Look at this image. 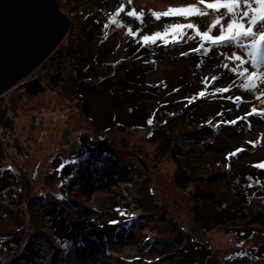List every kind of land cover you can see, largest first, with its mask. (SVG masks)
Wrapping results in <instances>:
<instances>
[{
	"label": "rangeland",
	"instance_id": "rangeland-1",
	"mask_svg": "<svg viewBox=\"0 0 264 264\" xmlns=\"http://www.w3.org/2000/svg\"><path fill=\"white\" fill-rule=\"evenodd\" d=\"M57 2L69 17L70 28L54 57L45 61L32 77H39L41 72L53 75L61 65L62 80L51 83L35 96L22 89L9 90L0 98V120H4L0 123L1 171L8 172V169L21 177L19 194L13 195L14 199L3 196L0 200V264H264L262 252L255 254L253 251V247L264 240V218L260 224H255L254 233L246 236L244 231H238L246 224L237 220L205 229L195 223L190 214L191 200L197 198L195 185L173 182L178 166L175 153L182 154L181 159L197 183L211 188H224L225 180H229L227 175L234 169L264 160V140L261 139L264 117L261 116L253 115L240 126L224 125L223 129L228 131L209 132L208 142L197 139L196 143L191 138L193 134L210 129L209 120H231L230 116L243 115L252 107L264 109V99H259L264 95V79L256 78L254 85L250 84L232 72V64L237 65V62L228 59L232 53L243 55L249 61L245 66L250 71L264 72V43L257 53L258 65L263 60V69L258 65L252 67L247 49L233 41L214 47L206 43L204 50L188 57L182 55L189 53L190 47H198V37L192 29L185 30L181 43L164 46L158 41L155 45H143V35L164 31L166 25L172 23H193L200 31H206L214 19L211 10H206L208 15L203 17L171 16L157 20L152 16L153 11L164 12L170 7H186L193 3L203 7L198 0ZM120 6H124L125 11L117 19L124 26L109 24L105 29L109 16ZM133 8L137 13L143 12V17H128L127 12ZM128 27L137 31L138 36H129ZM256 30L262 29L258 25ZM211 34H218V28ZM80 51L79 68L72 56ZM225 63H229L226 69L230 73L211 71L209 81L217 79L215 86H231L227 93L233 100H228L226 93H215V96L188 104L186 98L201 91L207 81L204 78V83L195 82L191 77L202 79L206 69L207 72L220 69ZM138 68L143 70L141 76L126 87ZM105 81L116 86L115 92L109 91L108 84L102 87ZM87 92L95 96L98 107L109 105L126 126L116 120L115 125L105 131L101 126L103 119L95 118L93 123L82 110ZM236 94L245 97L239 105L234 102ZM128 105H131L129 110ZM89 109L96 113L97 107ZM143 112L153 119L152 125L147 122L146 125L129 124L131 118ZM21 114L26 120L19 124L17 119ZM120 126L123 128L119 129ZM47 133L56 136L57 148L53 152L55 146L41 145ZM98 140L102 144L108 142L106 145L113 150L114 158L96 152L98 148L101 151L105 148ZM249 140L259 141L257 147L248 144ZM237 147L247 151L228 160L227 153ZM43 149H50L51 153L37 155ZM8 158H11L10 164L6 161ZM126 162L135 171L129 170ZM168 162L173 164L171 170L167 169ZM80 164H88L84 171L85 182L72 177L64 191L55 168L63 166L74 170ZM178 179L184 178L178 176ZM69 193L72 194L68 197L71 204L83 211L76 213L72 207L67 213L69 226L65 232L58 224H52L51 218L42 211L46 204L60 201V197ZM224 198L230 201V194L225 193ZM132 212L135 216L121 215ZM207 213L203 218L213 219L211 212ZM112 220L118 223H111ZM172 224L181 229L185 227L186 233L179 235V229L177 231ZM222 235L231 237L226 244L218 243ZM88 236L93 241L86 239ZM13 237L24 241L20 245L17 243L18 246ZM187 240L203 243L201 253L198 242L182 256L181 250ZM28 245L38 252L28 254L25 249ZM243 256L246 260H237Z\"/></svg>",
	"mask_w": 264,
	"mask_h": 264
},
{
	"label": "trees",
	"instance_id": "trees-1",
	"mask_svg": "<svg viewBox=\"0 0 264 264\" xmlns=\"http://www.w3.org/2000/svg\"><path fill=\"white\" fill-rule=\"evenodd\" d=\"M132 27H134V26H132ZM135 30H136V28H135ZM137 30L140 31L139 29H137ZM83 50H84V46H83ZM69 51H70V49H69ZM81 52L82 51H80L77 54H74V56H72V59L75 61L76 66L79 68L81 67V63L78 62L77 56H81V54H82ZM190 53H195V52H192V50H190L189 54ZM53 54L51 56L52 58L54 57ZM189 54L184 55V56L188 57ZM191 59H193V61H194V57H192ZM62 68H63V66H62ZM147 68H150V65H147ZM218 70H219L218 68L211 69L209 72H207V70H205L202 79L195 80L193 77H191V81H195V82L197 81V82L204 83L206 81L205 79H207V81L203 84L202 90H205L208 93V87L211 86V83L209 82L210 72L211 71H214V72L217 71L218 72ZM142 71L143 70L141 68H138L137 71H134V73H135V74H133L134 78L132 77L130 80L128 79V82H126V85H127L126 87L129 88V86H128L129 84L133 85L136 82V78L139 79V77L141 76L140 73ZM56 72H54V73H56ZM194 72L196 73V72H198V70L196 69ZM107 84H108V86H107ZM105 86H107L109 91L112 90L113 92H115L114 90L116 89V86L113 87L112 85H110V83H107L106 81L103 83L102 87L104 88ZM214 92H215V89H214ZM88 93L89 92H87V94ZM135 93H136V95H138L139 89L136 90ZM129 95H131V94L129 93ZM96 100L97 99L95 98V96L94 97L92 95L89 96V94H88L86 96V98H84V101H83V103L85 104V106H84L85 109L82 106V110L84 111L85 114H87L88 117L91 118L93 123L96 122L95 118L96 119H103L101 126H103V129L105 131H107V129H109L111 125H115L114 122L116 120H118L117 122L120 121L119 116L109 105H107L106 107H98ZM126 103H125V105H126ZM131 105H128V107H129L128 110L130 109ZM92 107H97V109H95V111H94L96 113H91V109H89V108H92ZM86 108H87V110H86ZM1 114H2V112H0V115ZM148 115L149 114L143 112L142 114L134 116L133 118H131L129 124L134 125V123H136V124L146 125L147 119L149 118V117H147ZM233 116L234 115H232L230 117H232V119H235L236 117H233ZM209 117L212 118V116H209ZM202 120H204V118H202ZM221 120H223V119L216 118V120L215 119L212 120L213 123L211 125H209L210 129L203 130L198 134H193L191 138L194 139L196 143H198V140H203V139H206L208 142L209 138H207V135L209 134V132H213L216 134L220 131H228L227 129L223 130V126L228 125V124L227 123L221 124L220 123ZM3 121H4L3 119L0 120V123H3ZM117 122H116V124H118ZM120 122L126 126L125 122H123L122 120ZM242 123L243 122L238 121V123L236 125H233V126H237V125L240 126ZM216 128L220 129V130H214ZM107 140H109V139H107ZM90 143H91V141H90ZM98 144L101 145L102 143H100L98 140ZM106 144L105 143L102 144V145H105V148L103 149V151H101L100 148H98L96 150V152L98 151V154L99 153L102 154V152H103V153H106L107 155L109 154L108 158H110V157L114 158L113 150L109 146H107ZM203 144H205V146L209 145L205 142H203ZM2 154H3V148L1 147V144H0V159L2 157ZM123 156H125L124 153H123ZM175 156H177V157H175V159L178 162V166H177V170H176V176H175L176 178H175V181H173V182H175V183L180 182V184H185V186H189L191 184L195 185V191L194 192L197 195V198L196 199L192 198V200H191L192 201V204H191L192 207H191V213H190L191 217L195 221V223H200L206 229V228L212 227V225H213V227H216L217 225H220V224L223 225V224L227 223L229 220H233V221L237 220V221H242L243 223L246 224V226L243 229L238 230L240 232L244 231L245 232L244 236H246L249 232L254 233L253 227H255V224H260V220L262 218H264V168H257L254 166L255 165V163H254V164H249L246 167L238 168L237 170L234 169L231 172V175L230 174L227 175V177H229V180H225L224 188H216L215 186H213V188H211L208 186L201 185L200 183H197V180L194 179L195 178L194 174H192L190 172L191 170L188 168V166H186V164L184 163V160L181 159V157H183L181 153H175ZM123 159H124V157L121 160H123ZM81 160H83V159H81ZM6 161H8L9 164L12 162L11 158H8V160H6ZM117 162H119V161H117ZM261 162H264V160L258 161V163H261ZM127 165L129 166V168H128L129 170H131L132 172L135 171L134 168H132L131 165L126 162V166ZM80 166H81V169H80ZM87 166H88V164H86V165L80 164L78 166V169H74V170H72L71 168L69 169V168L63 167V166H58V168H55V172H57L59 175L58 179L62 185V189L64 191L67 190L66 186L71 183L69 181H70V178L72 179V177H74V180H75V177L76 178L79 177L80 180H84L86 178L84 171H86ZM231 167H233L232 164L230 165V168ZM6 170L9 173L6 171L2 173L1 167H0V200L2 199L3 196H8L7 197L8 199H10V198L14 199L13 195L17 196L19 194V190L21 188V177H17L12 171H10L8 169H6ZM187 171H189L190 173H187ZM226 173H227V171L225 172V175H226ZM94 175H95V173H94ZM178 176L180 178L182 177L184 179H178ZM33 178H36L35 175L33 176ZM84 182H85V180H84ZM220 189H221V191H220ZM225 193L230 194V197H231L230 201H227L224 198ZM71 196H72V194L69 193L65 197H60L61 198L60 201H58V199H57L56 202L54 201L53 203L46 204L45 208H43V211H42L44 213V215L51 218L52 224H58L57 226L61 230H63V228H64L63 231H65V232L68 231L67 228L69 226L67 223V220H66L67 219V213L70 210H72V207H75L74 212H76V213L82 214V211H83V209H80V208L76 209V207H77L76 204H74V205L71 204V200L68 199V197H71ZM215 206H217V207H215ZM214 209H217V210L215 211ZM209 211L211 212V214H212L211 216L213 217V219H215L216 221L213 219L203 218V215L208 214L207 212H209ZM126 224H129V223H126ZM172 225L175 226V229L177 231L179 229V235L186 233L185 227L183 229H181L176 224H172ZM234 225H236V224H234ZM18 227L22 228L23 225H19ZM211 229H209V230H211ZM95 234L97 235L99 233H95ZM83 237L85 238V235H83ZM242 238L245 239L244 237H242ZM86 239L93 241V239L90 236L86 237ZM23 241H24V239L22 240V238L16 239L13 237V242L16 245H18V244L20 245V243H23ZM176 241L179 242V240H177V239H176ZM198 242L199 241H196V240H192V241L187 240V244L181 250L182 256H184L189 251L190 246H193ZM198 244L200 245L198 247L199 253H201V250L204 247V244L201 242H199ZM178 246L180 247V243H178ZM30 248H33V247L28 245L25 248V249H27L28 254H33V253L36 254L38 252V250H35L34 248L29 250ZM96 248H98V247L96 246ZM253 251L255 254L262 252L261 256H264V240L262 241L261 245L255 247V248L253 247ZM200 256L203 257L204 254H200ZM186 258L187 257H185L184 259H186ZM232 259H233V256L230 258V260H232ZM241 259H243V261H244V260H246V257L245 256L239 257V259H237V260L240 261Z\"/></svg>",
	"mask_w": 264,
	"mask_h": 264
},
{
	"label": "snow or ice",
	"instance_id": "snow-or-ice-1",
	"mask_svg": "<svg viewBox=\"0 0 264 264\" xmlns=\"http://www.w3.org/2000/svg\"><path fill=\"white\" fill-rule=\"evenodd\" d=\"M198 4L203 7H198L197 4H189L186 7H170L164 12H152V16L159 20L161 17L179 16L189 18L192 16L203 17L208 15L206 10H211L214 15V19L211 21V26L206 31H200L198 26L193 23H172L166 25L164 31H156L150 35H143L141 37L143 45L148 46L149 44L155 45L158 41L162 42L164 46L170 45V43H181L185 35V30H195L196 37L199 38V47L193 48L192 52H199L205 49L206 42L209 45H222L227 41L236 42L239 47L247 49V56L251 60V66L256 67L258 65L257 53L259 46L264 43V0H198ZM125 11L124 6H120L116 9L115 13L110 15L108 23L104 25L105 29L108 28L109 24H116L120 27L124 25L117 17ZM143 12L137 13L136 9L133 8L127 12L128 17H139L142 18ZM260 26L262 30H256L257 26ZM218 28V34L212 35L214 29ZM129 36H138V32L132 27H128ZM189 53H182V55H188ZM223 55V53H221ZM229 60H235L237 67L232 69V72L240 77L245 78L250 84L255 83L256 78L264 79V72L258 74L257 71H250L249 67L245 66L249 63L243 55L232 53ZM227 68V63L224 64ZM213 79H216L215 77ZM247 86V85H245ZM231 90V86L219 87L215 89L216 93H227ZM179 91V89H174ZM210 93L205 90L199 91L197 94L191 95L186 98L188 104L196 102L200 98H206ZM228 100H233L231 95L226 97ZM264 99V95L259 97ZM242 98L240 96L235 97V103L239 105ZM218 115H222L218 113ZM257 115L264 117V111H257L256 107H252L250 111L243 115L237 116L231 120H221L220 123L236 125L238 121H248L249 117ZM154 123L153 119L147 120L148 125ZM167 123V121H165ZM209 125L213 123L212 120L207 121ZM251 128V123L248 124ZM261 139L264 140V133L261 134ZM248 144L252 145L253 148L257 147L259 141H247ZM247 149L244 147H237L235 150L227 153V159L231 160L234 157H238L241 153L246 152ZM257 168H264V162L257 163L254 165ZM230 167V165H229ZM122 216H135V212L132 213H121ZM111 223H118L116 220H112Z\"/></svg>",
	"mask_w": 264,
	"mask_h": 264
},
{
	"label": "water",
	"instance_id": "water-1",
	"mask_svg": "<svg viewBox=\"0 0 264 264\" xmlns=\"http://www.w3.org/2000/svg\"><path fill=\"white\" fill-rule=\"evenodd\" d=\"M69 28L70 19L57 0H0V97L13 88H24L30 96L43 92L41 78L23 81L54 52Z\"/></svg>",
	"mask_w": 264,
	"mask_h": 264
},
{
	"label": "clouds",
	"instance_id": "clouds-1",
	"mask_svg": "<svg viewBox=\"0 0 264 264\" xmlns=\"http://www.w3.org/2000/svg\"><path fill=\"white\" fill-rule=\"evenodd\" d=\"M60 10H61V9H60ZM61 11H62V10H61ZM62 12H63V11H62ZM65 14H66V13H65ZM67 33H68V32H67ZM66 35H67V34H66ZM66 35H65V36H66ZM64 38H65V37H64ZM197 40L199 41V38H198ZM62 41H63V40H62ZM62 41H61V42H62ZM198 41H195V42H198ZM206 43H207V42H206ZM60 44H61V43H60ZM60 44H59V46H60ZM236 44H237V43H236ZM237 45H238V44H237ZM59 46H58V47H59ZM197 46L199 47V42H198V45H197ZM210 46H211V47H214V45H210ZM58 47H57V48H58ZM57 48L54 50V52H52V54L55 53V51L57 50ZM189 49L192 50L191 47H190ZM195 53H196V52H195ZM262 53H263V52H262ZM52 54H51V55H50L45 61H47V60L52 56ZM190 54H194V53H190ZM261 57H262V54L260 55L259 58H261ZM45 61H44V62H45ZM44 62H43V63H44ZM262 62H263V60H261V62H260V64H259L258 66L261 67V68L263 69ZM43 63L41 64L42 66H43L46 62H45L44 64H43ZM229 63H231V61H230ZM229 63H227V64H229ZM41 65H40V66H41ZM40 66H39L36 70H38V69L40 68ZM232 66H233V67H237L236 64H232ZM61 68H62L61 65L58 66V71H57L56 73H53L52 76H50V78H49V82L54 83V80H53L54 77H60L61 80H62V78H63V71L61 70ZM36 70H34L33 73H32L30 76H28V77L26 78V80H24L23 82H26V81H29V80H33V79H36V78H40V76L46 74V73L43 74V73L41 72V75H40L39 77H32V76L34 75V72H35ZM206 70H207V69H206ZM226 71H228V72H226ZM218 72L225 73V74H227V75L230 73V71H229L228 69L224 68V67H223V68H220V69L218 70ZM50 79H51V80H50ZM58 81H59V80H58ZM58 81H57V82H58ZM216 81H217V79H216L214 82L209 81V82L211 83V86L208 87V93H210L211 95H208V96H215V93H216V92H214V89L221 87V86H215ZM41 83H42L43 87L45 88V89H44V91H45L47 87L43 84L42 78H41ZM51 83H50V84H51ZM22 89H24V88H21V89H15V88H13V89H11V91H12V90H22ZM24 90H25V89H24ZM44 91H43V92H44ZM25 92H26V90H25ZM26 93H27V92H26ZM41 93H42V92H41ZM27 94H28V93H27ZM229 95H231V94H229V93H226V94H225L226 97L229 96ZM2 96H3V95H2ZM2 96H1L0 98H2ZM33 96H35V95H33ZM236 96H240V97L242 98V100L245 99V97H243V94H241V95L236 94L235 97H236ZM234 99H235V98H234ZM234 102H235V100H234ZM259 110H260V109H257V111H259ZM260 111H264V109H261ZM239 116H240V115H239ZM225 126H228V125H225ZM223 130H226V129H223ZM233 130H235V129L233 128Z\"/></svg>",
	"mask_w": 264,
	"mask_h": 264
},
{
	"label": "bare ground",
	"instance_id": "bare-ground-1",
	"mask_svg": "<svg viewBox=\"0 0 264 264\" xmlns=\"http://www.w3.org/2000/svg\"><path fill=\"white\" fill-rule=\"evenodd\" d=\"M25 115H23V114H21V117L19 116L18 118L19 119H17V122L19 123V124H22L25 120H26V116L24 117ZM55 116V115H54ZM53 118V117H52ZM56 139V136L53 134V133H51V134H46L45 136H44V138H43V140L41 141V145H43V146H48V147H53V146H55L56 144L54 143V142H56L57 140H55ZM40 145V144H39ZM57 148V146H55V147H53V149H52V151L51 152H53L55 149ZM51 149V148H50ZM50 149L49 150H46V149H43L42 151H40L39 153H37V155H42V154H45L46 152H47V155L48 154H50L51 152H50ZM172 163H170V162H168L167 163V169H169V170H171V168H172ZM43 168V167H42ZM45 168L46 167H44V170H45ZM228 236V237H227ZM222 235V237H224V238H220L219 240L220 241H218V243H222V244H226V240L228 239V238H231L230 237V235Z\"/></svg>",
	"mask_w": 264,
	"mask_h": 264
},
{
	"label": "flooded vegetation",
	"instance_id": "flooded-vegetation-1",
	"mask_svg": "<svg viewBox=\"0 0 264 264\" xmlns=\"http://www.w3.org/2000/svg\"><path fill=\"white\" fill-rule=\"evenodd\" d=\"M50 76H52L51 75V73H46V74H44V75H42V76H40V78H42V81H43V84L47 87V86H51V82H49V78H50ZM51 80V79H50Z\"/></svg>",
	"mask_w": 264,
	"mask_h": 264
}]
</instances>
